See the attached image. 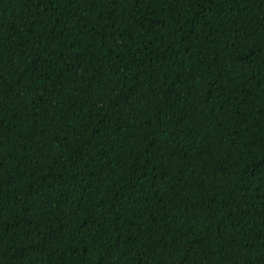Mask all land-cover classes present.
Masks as SVG:
<instances>
[{
	"label": "trees",
	"instance_id": "trees-1",
	"mask_svg": "<svg viewBox=\"0 0 264 264\" xmlns=\"http://www.w3.org/2000/svg\"><path fill=\"white\" fill-rule=\"evenodd\" d=\"M0 264H264V0H0Z\"/></svg>",
	"mask_w": 264,
	"mask_h": 264
}]
</instances>
